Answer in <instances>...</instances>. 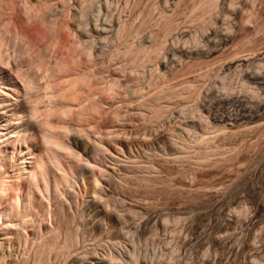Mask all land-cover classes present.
I'll return each mask as SVG.
<instances>
[{"label": "rangeland", "instance_id": "obj_1", "mask_svg": "<svg viewBox=\"0 0 264 264\" xmlns=\"http://www.w3.org/2000/svg\"><path fill=\"white\" fill-rule=\"evenodd\" d=\"M203 1L0 0L1 264H264V0Z\"/></svg>", "mask_w": 264, "mask_h": 264}, {"label": "bare ground", "instance_id": "obj_2", "mask_svg": "<svg viewBox=\"0 0 264 264\" xmlns=\"http://www.w3.org/2000/svg\"><path fill=\"white\" fill-rule=\"evenodd\" d=\"M206 1V0H205ZM219 2H220V0H207L205 3H204V1H203V4H206V11H203V13H205V16H207V18L209 17L211 20H213V16H214V14L217 12V10H218V7H219ZM205 8V7H204ZM203 8V9H204ZM205 10V9H204ZM213 15V16H212ZM204 16V15H203ZM204 19H206V18H204ZM248 19V18H247ZM228 29H230V28H227V30ZM17 31V30H16ZM17 34H18V32H16ZM16 33H14V34H12L13 35V40H14V38H15V44H17L18 42H17V40H19V37H17V35H16ZM228 33L229 34H233V30L232 29H230V30H228ZM192 37H194L193 35H191ZM191 37V38H192ZM195 37H197L196 35H195ZM16 38H18V39H16ZM192 40H193V38H192ZM195 40V39H194ZM175 41H176V38L175 39H173L172 40V43L174 44L175 43ZM17 42V43H16ZM195 42V41H194ZM197 42V41H196ZM14 43V42H13ZM17 45H19V43L17 44ZM160 47V46H159ZM161 47H163V46H161ZM156 50V49H155ZM163 50V48H157V51H162ZM156 51V52H157ZM242 52H243V50H242ZM235 54H239V52L237 51ZM66 76H68V75H66ZM63 77V76H62ZM60 78V77H59ZM61 81H63V83H61ZM61 81L59 82V84L57 83V85H56V91L58 90V91H61L60 92V94H59V98H61L60 100L62 101H65V100H69V97L71 96L70 94H72L71 93V89L70 88H68V86L66 87V85H65V83L64 82H66V83H69V82H67V81H70V80H68V79H65V77H63L62 79H61ZM247 83H245V85H246ZM65 85V86H64ZM54 90H55V86H54ZM255 93V92H254ZM257 95V94H256ZM259 95V94H258ZM61 96V97H60ZM58 98V99H59ZM71 98V97H70ZM71 99H73V98H71ZM61 103H63V102H61ZM221 123H223V125L224 126H226L227 124H226V120L223 118L222 120H221ZM189 133H191V131H189ZM61 183H63L64 185H65V182L63 181V182H61ZM60 183V184H61ZM59 184V185H60ZM46 185H47V183H46ZM62 185V184H61ZM63 185V186H64ZM48 187V186H47ZM52 188V187H51ZM60 188V186H55L54 185V191H55V193L58 191V190H60L59 189ZM5 192V191H4ZM59 192V191H58ZM8 194V193H7ZM18 195H16V197H17ZM15 197V196H14ZM16 197H15V199H16ZM18 198V197H17ZM7 201V200H6ZM17 200H15L14 202H16ZM29 201V200H28ZM18 202V201H17ZM16 202V203H17ZM12 203V202H11ZM19 204V203H18ZM17 204V205H18ZM24 205V204H23ZM11 206H13V205H11ZM16 206V204L14 205V207ZM26 206V205H25ZM17 207V206H16ZM11 208V207H10ZM18 208V207H17ZM27 208V207H26ZM7 209V208H6ZM12 209H14V208H12ZM7 210H5L4 211V213L3 214H1V215H4L5 213H8V212H6ZM14 211V210H13ZM7 216H8V214H7ZM1 217V216H0ZM2 242V241H1ZM109 253H111V252H109ZM147 253H149L148 251H146L145 252V255H147ZM130 254V256L129 257H131V253H129ZM133 255H135V251H133ZM139 255H141V252H139ZM155 255H157V252H153V257H155ZM161 255H159V257H160ZM2 261V260H1ZM117 261H119V263H121V259H117ZM117 261H115V263H117ZM255 261H257V260H255ZM5 262H6V260H5ZM7 263V262H6ZM5 263V264H6ZM103 263H104V261H103ZM1 264V263H0ZM137 264H139V263H137Z\"/></svg>", "mask_w": 264, "mask_h": 264}]
</instances>
